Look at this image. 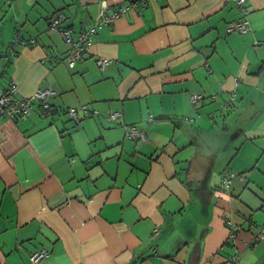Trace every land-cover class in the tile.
I'll list each match as a JSON object with an SVG mask.
<instances>
[{"label": "crops", "instance_id": "0c3cea01", "mask_svg": "<svg viewBox=\"0 0 264 264\" xmlns=\"http://www.w3.org/2000/svg\"><path fill=\"white\" fill-rule=\"evenodd\" d=\"M134 1L70 68L51 18L76 36L101 0H0V90L56 93L0 118V264H264V0Z\"/></svg>", "mask_w": 264, "mask_h": 264}, {"label": "built area", "instance_id": "2783aa9c", "mask_svg": "<svg viewBox=\"0 0 264 264\" xmlns=\"http://www.w3.org/2000/svg\"><path fill=\"white\" fill-rule=\"evenodd\" d=\"M146 0L140 2L145 5ZM247 0H240L239 5L243 7V11L247 13L244 8ZM103 10L101 16L95 22V24L88 30L78 33L75 36L74 30L71 28L61 29L62 23L65 20L63 13H57L53 16L50 22L51 30H60L66 41L70 46L69 56L67 58L68 67L74 68L77 62L86 53L88 47L92 44L94 36L99 30L106 26L112 25L116 20L123 17L131 9L139 7V3L131 0L127 5L120 6L116 9L110 8L108 0H101ZM1 15V13H0ZM251 30V23L249 20H243L241 22H232L229 24L228 32H240L248 33ZM20 42V37H16L15 43ZM57 56L61 57L62 54L58 53ZM111 63L110 59H100L98 61L99 67L105 69ZM19 87L15 82H12L6 90H0V118H8L11 120L21 119L29 117L35 114L39 108L48 110L51 108L48 102L49 98L53 97L56 93L52 89H40L33 97L19 99L17 94ZM192 102L197 104L204 100L203 95H193L191 98ZM85 116H89L91 113L87 107L80 109ZM69 114L73 121L79 122V110L76 108L69 109ZM123 117L121 111H115L110 114L109 120L111 122L119 121ZM127 138L136 141H145L147 139L146 132L139 128L137 125H132L128 128ZM231 183L230 178L226 180L225 184L229 186ZM264 238V231L262 235L257 237L258 240ZM50 251L47 249H41L31 256V264H39L45 259L49 258Z\"/></svg>", "mask_w": 264, "mask_h": 264}, {"label": "rangeland", "instance_id": "374dc122", "mask_svg": "<svg viewBox=\"0 0 264 264\" xmlns=\"http://www.w3.org/2000/svg\"><path fill=\"white\" fill-rule=\"evenodd\" d=\"M1 13V12H0ZM1 16V15H0ZM0 86H2V83H0ZM110 116V115H109ZM109 116H108V118H109ZM210 123H211V121H210ZM209 124V121L206 123V125H208ZM235 137H233V136H226V135H222V136H220V137H218V141H223L224 139H225V141H226V143H229V141H233V139H234ZM263 142H264V139H263ZM222 172H223V169L221 170ZM219 173H220V170H217L216 171V177H215V179H217V178H219ZM225 178H227V176L226 177H223L222 178V180H220V182H219V185L220 186H223L224 185V179ZM229 178V177H228Z\"/></svg>", "mask_w": 264, "mask_h": 264}, {"label": "trees", "instance_id": "16d2710c", "mask_svg": "<svg viewBox=\"0 0 264 264\" xmlns=\"http://www.w3.org/2000/svg\"><path fill=\"white\" fill-rule=\"evenodd\" d=\"M64 16H65V15H64ZM52 18H53V17H52ZM52 18H51V19H52ZM42 111L45 112V113H51L52 109H51V108L48 109V110H43V109H42ZM40 250H41V249H40ZM38 251H39V250H38ZM48 251H49V250H48ZM36 252H37V251H36ZM50 255H51V252H50ZM49 257H50V256H49Z\"/></svg>", "mask_w": 264, "mask_h": 264}]
</instances>
